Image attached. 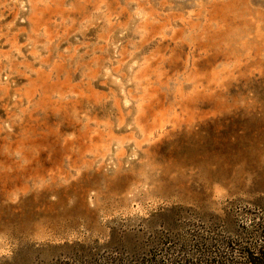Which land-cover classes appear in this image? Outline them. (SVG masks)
I'll return each instance as SVG.
<instances>
[{"label": "rangeland", "instance_id": "obj_1", "mask_svg": "<svg viewBox=\"0 0 264 264\" xmlns=\"http://www.w3.org/2000/svg\"><path fill=\"white\" fill-rule=\"evenodd\" d=\"M261 218L264 0H0V264Z\"/></svg>", "mask_w": 264, "mask_h": 264}, {"label": "trees", "instance_id": "obj_2", "mask_svg": "<svg viewBox=\"0 0 264 264\" xmlns=\"http://www.w3.org/2000/svg\"><path fill=\"white\" fill-rule=\"evenodd\" d=\"M181 211H183L181 208H172L167 210V213L156 214L153 219L171 221L178 223L181 227V213H183ZM257 226L256 232L246 230L254 238V242H221L222 251L217 250L215 245L200 235L188 237L189 243L179 240L177 245L172 238L158 236L153 242L155 254L151 256L143 257L137 254L134 257L128 255L122 258L118 250L113 251V245L109 243L102 247L98 245H91L87 248L79 247L66 262L56 264H264V218H261ZM174 246L179 249L184 247L186 251L192 253L187 257L174 256L169 251ZM159 252L164 255L157 254Z\"/></svg>", "mask_w": 264, "mask_h": 264}]
</instances>
